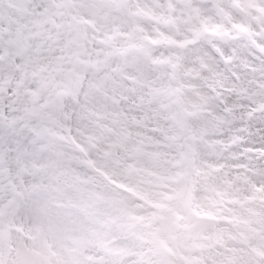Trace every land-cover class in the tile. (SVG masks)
I'll return each mask as SVG.
<instances>
[{"label":"clouds","instance_id":"9594fccd","mask_svg":"<svg viewBox=\"0 0 264 264\" xmlns=\"http://www.w3.org/2000/svg\"><path fill=\"white\" fill-rule=\"evenodd\" d=\"M0 264H264V0H0Z\"/></svg>","mask_w":264,"mask_h":264},{"label":"bare ground","instance_id":"6f19581e","mask_svg":"<svg viewBox=\"0 0 264 264\" xmlns=\"http://www.w3.org/2000/svg\"><path fill=\"white\" fill-rule=\"evenodd\" d=\"M217 51H219V49H217ZM237 157H233V159H236Z\"/></svg>","mask_w":264,"mask_h":264}]
</instances>
